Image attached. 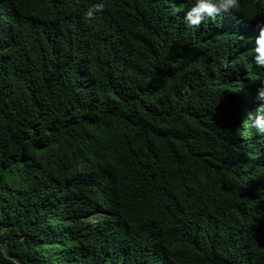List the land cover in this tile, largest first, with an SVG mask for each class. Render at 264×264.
<instances>
[{"label": "trees", "instance_id": "trees-1", "mask_svg": "<svg viewBox=\"0 0 264 264\" xmlns=\"http://www.w3.org/2000/svg\"><path fill=\"white\" fill-rule=\"evenodd\" d=\"M0 0V226L22 264H264V137L244 125L264 0ZM248 15L251 21L244 18Z\"/></svg>", "mask_w": 264, "mask_h": 264}, {"label": "clouds", "instance_id": "clouds-1", "mask_svg": "<svg viewBox=\"0 0 264 264\" xmlns=\"http://www.w3.org/2000/svg\"><path fill=\"white\" fill-rule=\"evenodd\" d=\"M186 2L189 7L183 23L186 27L194 29H199L208 18L216 20L221 14L234 18L241 9V0H186ZM164 3L167 4L168 0H164ZM105 7L104 0H97L82 13V19L84 21L94 19L95 15L103 12ZM244 18L249 21L253 20L248 15H245ZM255 31V35L245 40L246 44L252 45L248 51V58L258 69L264 70V17L257 20ZM260 80L264 82V77H261ZM256 100L257 106L247 113L243 124L254 130L256 136L264 137V84L256 89ZM7 236L8 230L0 226V264H22L21 258L11 254L8 241L4 239Z\"/></svg>", "mask_w": 264, "mask_h": 264}]
</instances>
